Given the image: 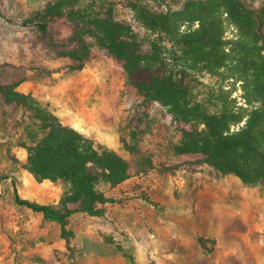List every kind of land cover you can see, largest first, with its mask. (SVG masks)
<instances>
[{"label": "rangeland", "instance_id": "1", "mask_svg": "<svg viewBox=\"0 0 264 264\" xmlns=\"http://www.w3.org/2000/svg\"><path fill=\"white\" fill-rule=\"evenodd\" d=\"M56 1L0 0V175L8 177L0 183V264H264V187L224 175L200 163V155H175L182 131L195 125L175 122L167 108L129 89L90 37L84 67L73 70L57 55L76 47L79 26L70 12L111 14L130 27L142 53L158 46L191 103L210 113H241L247 106L238 30L221 17L226 57L210 72L186 60L169 37L147 30L131 10L138 3L156 13L179 11L187 0H69L43 30L40 16ZM241 2L264 29V0ZM188 29L184 23L176 33ZM39 115L55 117L128 164L127 180L97 187L108 200L101 216L69 205L67 242L57 224L14 202L15 186L21 199L59 209L69 189L63 181L37 182L23 169L25 147L44 135Z\"/></svg>", "mask_w": 264, "mask_h": 264}, {"label": "trees", "instance_id": "2", "mask_svg": "<svg viewBox=\"0 0 264 264\" xmlns=\"http://www.w3.org/2000/svg\"><path fill=\"white\" fill-rule=\"evenodd\" d=\"M68 3L69 0H57L49 4L44 16H40V28L45 30V19L62 13ZM131 10L147 30L166 35L186 60L210 72L224 65L227 43L222 36L221 17L225 15L240 34L241 81L247 108H240L241 113H210L191 103L187 91L167 69V59L161 58L158 46L154 45L149 54L142 53L130 27L115 21L111 14L70 12L69 19L79 26L72 37L76 47L58 51L57 55L68 60L73 70L84 67L92 56L85 40V36L90 37L121 70L129 89L144 101L167 108L175 122L195 125V130L182 131L175 155H200V163L244 184L264 187V29L255 13L246 9L241 0H187L181 10L166 13L152 12L134 3ZM184 23L189 29L178 35L176 31ZM193 25L197 27L191 30ZM15 96L24 97L17 93ZM38 120L44 135L25 147L28 157L23 169L37 182L63 181L69 189L62 195L59 209L21 199L15 186L14 202L57 224L67 242L65 226L72 214L69 205H77L79 212L89 216H101V206L108 200L97 187H115L127 180L128 164L113 151L95 149L92 141L51 115H39ZM232 126L237 129L231 131ZM6 179L0 175V183Z\"/></svg>", "mask_w": 264, "mask_h": 264}]
</instances>
